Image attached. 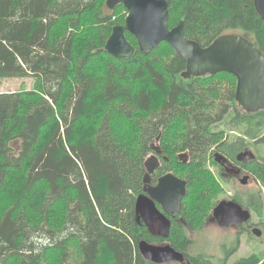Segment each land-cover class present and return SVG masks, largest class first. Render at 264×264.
<instances>
[{
    "label": "trees",
    "instance_id": "1",
    "mask_svg": "<svg viewBox=\"0 0 264 264\" xmlns=\"http://www.w3.org/2000/svg\"><path fill=\"white\" fill-rule=\"evenodd\" d=\"M168 2L169 27L184 21L203 47L239 33L264 53L254 0ZM127 15L107 0H0V78L35 79L0 92V264H156L142 240L171 244L188 264H214L192 253L188 230L212 216L234 177L226 163L257 183L227 196L264 220V110L239 105L232 73L184 78L187 59L166 41L142 51L126 31L134 54H110L107 40ZM248 149L256 157L239 162ZM150 155L161 163L151 181L168 172L188 181L185 223L157 236L136 210ZM238 248H224L219 264Z\"/></svg>",
    "mask_w": 264,
    "mask_h": 264
},
{
    "label": "water",
    "instance_id": "2",
    "mask_svg": "<svg viewBox=\"0 0 264 264\" xmlns=\"http://www.w3.org/2000/svg\"><path fill=\"white\" fill-rule=\"evenodd\" d=\"M258 13L264 19V0H254ZM124 4L128 10L125 24L115 25L107 40L106 50L115 57H131L135 47L126 38L132 33L142 51H150L162 42H168L176 53L187 59L184 78L204 76L226 71L237 79L236 100L248 112L264 110V53L247 37L239 33H227L203 47L199 42L185 36L184 21L170 28L168 0H107L109 9ZM256 157L252 149L237 155L239 162L248 163ZM226 163V161L224 162ZM159 157L150 155L145 161L146 174L143 192L137 197L136 210L139 218L152 228L168 234L171 221L166 214L179 213L183 198L187 194L188 181L173 172L159 177L151 184V175L160 167ZM228 169V168H227ZM238 171V170H237ZM250 174L241 175L239 181L248 185ZM159 203L164 212L158 206ZM212 216L221 227L249 222L250 209L233 199H222L213 208ZM252 232L261 237L263 231L254 227ZM143 257L153 263L183 262L186 256L169 243L155 244L147 240L139 243Z\"/></svg>",
    "mask_w": 264,
    "mask_h": 264
},
{
    "label": "rangeland",
    "instance_id": "3",
    "mask_svg": "<svg viewBox=\"0 0 264 264\" xmlns=\"http://www.w3.org/2000/svg\"><path fill=\"white\" fill-rule=\"evenodd\" d=\"M34 82L35 79L33 77L0 78V92L20 90L23 87L32 88L34 87ZM226 166L228 168V173L233 174L234 177L224 184L225 193L220 196V200L231 199L227 195H233L241 188H252L257 186V183H255L253 179H250L248 185H242L239 181L240 177H238L237 168L229 163H226ZM245 174L247 173L244 172L242 175ZM251 220L253 223H258L257 225H259L253 226L252 229L257 226L263 231L261 237L256 236L247 223L244 228H239L238 225L221 227L216 223L213 216H211L202 228L195 231L188 230V234L193 240L191 247L192 253L211 256L214 260V264H219L220 261L224 260V248H230L233 242L238 240L239 248L229 256L226 260V264H233L240 258L253 253L264 256V220L261 221L258 216H253ZM245 228H250V233L245 231ZM156 264H188V261Z\"/></svg>",
    "mask_w": 264,
    "mask_h": 264
},
{
    "label": "flooded vegetation",
    "instance_id": "4",
    "mask_svg": "<svg viewBox=\"0 0 264 264\" xmlns=\"http://www.w3.org/2000/svg\"><path fill=\"white\" fill-rule=\"evenodd\" d=\"M160 159H161V157H160ZM162 160V159H161ZM159 179V178H158ZM157 182H158V180L156 181V182H153V181H151V184L152 185H155V184H157ZM157 206H158V208L162 211V212H164V209H163V207L159 204V203H157ZM180 213H181V210H180V212L179 213H173V214H171V215H169V214H166L167 215V217L169 218V220H171V222L173 223L174 221H176V222H178V223H185V221H184V219L181 217V215H180ZM246 223H248V222H246ZM246 223H243V224H238V226H239V228H243V226H245V224ZM255 225H257L256 223H253L250 227H251V230H252V227L253 226H255ZM232 226H235V225H232ZM257 226H259V225H257ZM231 227V226H230ZM154 229V234L157 236V235H161V234H163V232H161V230L158 228V231H157V228H153ZM155 229H156V231H155Z\"/></svg>",
    "mask_w": 264,
    "mask_h": 264
},
{
    "label": "crops",
    "instance_id": "5",
    "mask_svg": "<svg viewBox=\"0 0 264 264\" xmlns=\"http://www.w3.org/2000/svg\"><path fill=\"white\" fill-rule=\"evenodd\" d=\"M29 88V87H28Z\"/></svg>",
    "mask_w": 264,
    "mask_h": 264
}]
</instances>
